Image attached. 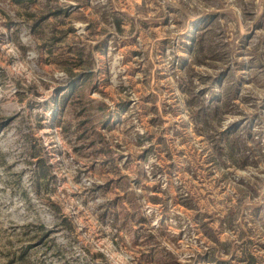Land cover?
<instances>
[{
    "label": "rangeland",
    "instance_id": "1",
    "mask_svg": "<svg viewBox=\"0 0 264 264\" xmlns=\"http://www.w3.org/2000/svg\"><path fill=\"white\" fill-rule=\"evenodd\" d=\"M217 98L199 131L186 102ZM247 253L264 264V0H0V264Z\"/></svg>",
    "mask_w": 264,
    "mask_h": 264
},
{
    "label": "trees",
    "instance_id": "2",
    "mask_svg": "<svg viewBox=\"0 0 264 264\" xmlns=\"http://www.w3.org/2000/svg\"><path fill=\"white\" fill-rule=\"evenodd\" d=\"M15 2H19L21 0H14ZM115 23L117 25V27L119 28V20L118 18L115 16L114 17ZM192 48H189L188 51L189 53L192 52ZM90 73L86 72L84 74V77L89 75ZM69 89H72V85L69 86ZM221 100L220 99H213L211 101H208L207 104L200 106L199 108L196 109V111H192V103L187 101L186 105L188 110H190V114L192 113L193 117H194V121L197 123H202V126L200 125L199 127V131H201L202 129L206 130L207 127L209 126V119L213 118L215 116H219V114H221ZM224 102H223V106H224ZM206 132V131H205ZM228 131H221V132H217L216 134L218 135L217 138L224 140L222 142H220L219 140H217L215 143H213L212 140V136H211V140L210 143L212 144V146L214 147L215 151L218 152V150L220 151V153L222 152L223 149L227 150V155L228 157H234L235 155H241L240 158L241 160H245L247 158V155H244L241 148V141L238 138V135L236 133H234V131L232 132H228ZM229 134V135H228ZM233 135V137L231 139H228L229 136ZM231 219H228L227 221L229 222ZM246 259L248 260L247 264H254L253 263V259L254 256L251 253H247L246 254ZM245 259H242V262Z\"/></svg>",
    "mask_w": 264,
    "mask_h": 264
}]
</instances>
